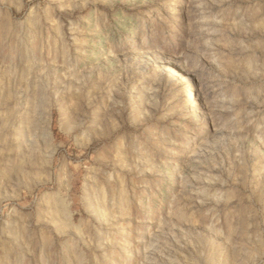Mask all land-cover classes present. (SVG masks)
<instances>
[{"label": "rangeland", "instance_id": "obj_1", "mask_svg": "<svg viewBox=\"0 0 264 264\" xmlns=\"http://www.w3.org/2000/svg\"><path fill=\"white\" fill-rule=\"evenodd\" d=\"M0 264H264V0H0Z\"/></svg>", "mask_w": 264, "mask_h": 264}, {"label": "bare ground", "instance_id": "obj_2", "mask_svg": "<svg viewBox=\"0 0 264 264\" xmlns=\"http://www.w3.org/2000/svg\"><path fill=\"white\" fill-rule=\"evenodd\" d=\"M188 91V90H187ZM189 93V92H188ZM64 209V208H63Z\"/></svg>", "mask_w": 264, "mask_h": 264}]
</instances>
